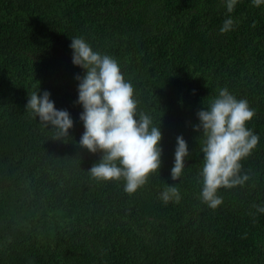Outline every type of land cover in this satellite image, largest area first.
I'll return each mask as SVG.
<instances>
[{
	"label": "trees",
	"instance_id": "1",
	"mask_svg": "<svg viewBox=\"0 0 264 264\" xmlns=\"http://www.w3.org/2000/svg\"><path fill=\"white\" fill-rule=\"evenodd\" d=\"M225 3L0 0V264H264V213L253 207L264 206V3L238 0L232 13ZM74 37L118 61L138 111L160 125L161 167L132 195L123 180L89 174L102 153L79 144L85 72L72 62ZM224 87L255 109L247 127L259 142L241 161L251 179L220 189L211 210L198 199L194 128ZM33 92L70 114L67 136L28 112ZM178 136L189 156L173 181ZM165 184L179 187L180 203L158 198Z\"/></svg>",
	"mask_w": 264,
	"mask_h": 264
},
{
	"label": "clouds",
	"instance_id": "2",
	"mask_svg": "<svg viewBox=\"0 0 264 264\" xmlns=\"http://www.w3.org/2000/svg\"><path fill=\"white\" fill-rule=\"evenodd\" d=\"M237 3L238 0H226L227 12L232 13ZM262 3L264 0H253L255 7ZM233 24L231 18L226 19L221 34L231 31ZM70 47L73 64L85 72L83 77H76L77 102L83 107L80 120L85 129L79 144L93 154L102 153L100 162L91 167L89 174L97 181L123 180L124 191L132 195L161 167L160 125L154 123L150 114L138 111L134 87L125 79L114 57L94 51L82 37L72 38ZM217 91L206 110L197 113L200 123L194 128L203 137V165L199 173L202 191L198 199L211 210L223 204V197L218 195L220 189L243 187L251 179L249 173L242 174L241 161L252 154L259 142V136L247 127L256 114L255 109L246 99H237L227 87ZM26 108L43 124L58 130L56 139L67 136L73 127L70 114L55 108L49 92L42 96L31 93ZM176 143L171 169L173 181L182 176L186 168L184 161L189 156L183 136H178ZM158 198L164 204H178L182 199L179 187L167 184ZM253 207L257 213H264V206Z\"/></svg>",
	"mask_w": 264,
	"mask_h": 264
}]
</instances>
